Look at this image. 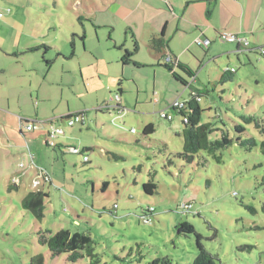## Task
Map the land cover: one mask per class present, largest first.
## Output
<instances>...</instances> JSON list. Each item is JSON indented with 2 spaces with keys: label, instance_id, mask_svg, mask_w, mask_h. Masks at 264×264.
<instances>
[{
  "label": "rangeland",
  "instance_id": "374dc122",
  "mask_svg": "<svg viewBox=\"0 0 264 264\" xmlns=\"http://www.w3.org/2000/svg\"><path fill=\"white\" fill-rule=\"evenodd\" d=\"M111 1L0 0V65L6 66V59L18 60L16 69L8 65L7 72L9 68L22 75L33 68L23 77L33 84L28 112L34 114L39 108L52 115L81 110L86 114L84 123L74 124L81 131L71 142L91 148L84 151L89 162L75 154L71 161L64 160L68 162L64 172L62 162H55L57 186L42 188L48 195L40 220L22 208V200L29 190L41 187L27 189L23 179L19 190L9 191L0 176V264H30L35 257H42L43 264H191L198 252L196 238L178 231L183 222L201 235V243L216 264H264V154L259 145L247 149L236 141L238 135L257 143L263 139L256 123L264 126V56L246 49L235 52L236 42L223 41L224 50L232 47L229 54L201 59L192 69L194 76L180 74L201 94L199 103L205 109L201 122L214 128L210 140L223 133L232 139L217 152L219 161L201 151L188 162L175 155L183 148L184 125L169 105L176 99L186 101L190 90L171 80L173 87L178 85L172 93L163 78L144 77L150 76L152 66L138 69L122 63V57L127 59L122 49L131 53L134 45L125 43L120 17L126 9L152 8L146 0H114L117 17L102 18L105 15L99 11ZM105 20L110 23L97 26ZM136 21L140 28L146 24L143 17ZM114 23L118 25L112 30ZM73 34L76 51L70 43ZM239 37L250 40L251 35ZM115 39L119 43L114 47ZM259 42L255 47L264 46V40ZM12 47L16 55L6 57ZM29 47L38 49L26 52ZM227 66L233 69L231 78L221 80ZM7 76L0 74L4 81L0 93L1 89L22 93ZM153 84L164 90L159 102L153 101ZM118 88L122 89L120 112L95 110L107 104ZM161 112L172 120L161 117ZM247 117L253 120L248 122ZM149 123L155 130L145 136L142 130ZM236 125L244 131L236 133ZM43 148L51 150L47 144ZM42 153L39 150L40 160L46 159ZM150 177L156 190L148 195L142 185ZM187 203L191 208L186 210ZM150 206L154 212L144 222L143 214ZM61 229L90 235L94 257L85 253L76 262H69L65 254L51 257L37 233Z\"/></svg>",
  "mask_w": 264,
  "mask_h": 264
},
{
  "label": "crops",
  "instance_id": "0c3cea01",
  "mask_svg": "<svg viewBox=\"0 0 264 264\" xmlns=\"http://www.w3.org/2000/svg\"><path fill=\"white\" fill-rule=\"evenodd\" d=\"M146 2L148 3L146 6L150 5L152 10L143 9L142 11L138 10L133 12L132 9L125 8L126 11L123 16H119L121 24H123L124 27L120 29L121 32L124 31L126 41L128 40V43L134 45V50L131 53L122 49L127 58L124 60V57H122L123 61H125V63H122L128 67L133 64L134 67L138 69L144 66H152L153 68L149 71L150 76L144 74V77H153L154 81L156 77L163 78L167 84L166 89H168V91L170 89L172 93L177 92L178 85H174L175 87H173L171 80L176 82V84L179 83L172 76L174 71L179 75L185 72L188 73V76H194L192 69L195 63L198 67V63H202L204 58L206 60H211L215 59V57L219 56L221 53L229 54V52L232 51V47L229 46L224 50L222 44L225 42H223V40L221 41L219 33L228 32L236 34L237 36H246L248 33L251 35V37H249L250 40L244 38L247 45L236 42L235 52H241L246 49L257 53V48L261 44L255 47L256 43L258 41L261 43L264 40V0H146ZM115 3L116 2L112 0L110 5H107L103 11H99L101 14L105 15L102 18L117 17L118 12L115 11L117 5ZM156 13L159 15H156ZM218 16H220V18H218ZM221 16L223 18H221ZM139 17H143L146 23L142 28H140L139 23L136 21ZM221 19H226V21L221 22ZM232 22L235 23L233 26H231ZM102 23L97 24V26L108 25L110 21L107 22V20H105ZM113 25L112 30L118 24L114 23ZM153 36L160 37L166 41L167 46L162 49L161 52H154L148 47L149 40ZM84 37V34L81 35V40H83ZM70 39L71 46L75 48L77 36L73 34ZM205 40L209 41L208 45L203 44ZM116 43L118 44L119 40H114V47ZM144 48H147L152 54L150 53L149 55ZM35 49L38 48L29 47L25 49V51L30 52ZM6 51V57L13 58V56L16 55L13 47ZM44 51V53H46L47 48H45ZM74 51H76V48ZM133 56L134 59L132 58ZM168 56H170L171 61L166 60ZM16 62H18V60L9 61L6 59V66L0 65V74L4 72V74H8L7 78L12 77L14 88H20L22 91L20 94H10L7 91L4 93L1 89L2 94L0 93L1 181L7 188L9 185H12L13 188L11 190H19L23 179H26L28 183V185H26L27 189L40 186L41 189L39 191L43 192L44 190H42V188L44 187H49V189L52 190V188L57 186L55 184L56 181L54 183L56 173L54 169L55 162H62V172H64V168L67 167L68 163L64 162V160L67 159L71 161L75 155L69 150V147L77 146L72 143L71 140L81 131V126L77 127L76 130L75 125L71 127L67 126L66 120L62 117L81 110L68 111L67 113L56 111L52 115L42 113L39 108L34 111V114L28 112L26 105L29 106V98L32 97L33 84L32 81L26 82L23 77H25L27 71H33V68L26 69L24 75L20 74V71H10L9 68L7 72L8 65H13L14 70L16 69ZM226 68L229 67L227 66ZM20 78H22L24 82L20 81ZM183 78L187 80L186 77ZM2 81L0 80V84L4 85V81ZM162 82L163 81H161V83ZM189 83L190 87L194 88L192 86L193 82ZM182 86L186 87L184 85ZM118 89L121 90V92L117 91L120 96L118 104L121 106L122 89ZM144 89L145 88H143V90ZM151 89L152 95H155L153 101L159 102L162 99L161 96L164 95V90L156 88L155 84H153ZM188 89L190 90V88ZM146 91L149 92L148 88ZM172 93L170 94L171 97H173ZM37 95H39L38 91ZM171 104L172 103H170V105ZM101 106H97L95 110H101ZM170 109L174 111L172 108ZM24 119L33 120L37 124H42L44 122L43 125L46 126L40 125L36 130L26 131L24 129V124L21 122ZM49 121L55 125H57L55 121H58V123H60L58 124L59 126H67L59 136L58 147H50L51 150L42 149L43 144H46V130ZM83 123L81 124L83 125ZM83 136H80V139L84 138ZM85 142L91 143V140L86 139ZM81 149L87 153L91 148L83 146ZM39 150H43L42 154L45 155L46 159L40 160L38 158ZM76 155L81 159V155ZM19 161L24 163V165L20 164L19 167ZM87 162H89V158ZM39 171H44L49 176V180L44 181L39 178ZM34 181H38V183L34 185ZM30 192H33V190H29L28 193ZM44 193L48 195L47 192Z\"/></svg>",
  "mask_w": 264,
  "mask_h": 264
},
{
  "label": "trees",
  "instance_id": "16d2710c",
  "mask_svg": "<svg viewBox=\"0 0 264 264\" xmlns=\"http://www.w3.org/2000/svg\"><path fill=\"white\" fill-rule=\"evenodd\" d=\"M239 44L243 43L239 42ZM166 46V41L160 37L153 36L148 43V47L154 52H161V50ZM257 53L264 56V46L258 47ZM232 72L233 71H231L230 69L223 70L220 77L221 80L230 79ZM172 76L181 85L190 88L189 98L185 102H183L181 108L179 110L173 109L178 115L181 116V118L184 117L186 119L185 121L182 120V123L184 125V128L182 130L183 148L182 151L177 152L175 155L188 162H192L196 154L200 153L201 151H206L213 158L219 161L221 157L217 154V152L230 145L232 139L229 138L228 135L223 133L220 138L210 140L209 135L214 131V128H212V125L210 123L201 122V114L203 111H205V109H202L199 103L201 94L198 92V90L190 87L188 81L180 76L176 71L172 73ZM118 92H121V90L118 89ZM120 107L121 106L117 103L115 107L111 108L113 111L120 112ZM100 109L109 110L108 103L102 105ZM70 114L73 113H69V115ZM246 120L250 122L253 120V118L247 117ZM256 127L263 135V139L259 143H257L252 137L241 139L239 135L236 137V141L239 145L244 146L247 149H251L256 145H259L261 152L264 154V126L260 125V123H258L257 121ZM154 130L155 129L153 124L149 123L144 126L142 134L147 136L153 133ZM235 131L236 133L240 134L242 131H244V127L241 125H236ZM58 145L59 143L57 141V146L54 148H57ZM112 157L114 159L119 158L115 154H112ZM261 183L264 185V175L261 178ZM105 184L106 183H104V186ZM12 188V185L8 186V190H11ZM142 188L144 193L148 195L153 194L156 190V184L153 177H150L149 180L144 182ZM46 196L47 194L42 191L30 192L23 199L22 208L30 211L34 215L36 220H40L43 217L44 198ZM180 226L182 232H186L189 234L193 233L196 238V247L198 252L191 264H216L214 257L204 248L203 244L201 243V235L194 231L193 226L187 222H183L182 224H180ZM37 234L38 242L48 248L51 257H57L61 254H65L66 259L69 262L78 261L79 259L84 257L85 253L87 254V256L94 257L90 247L92 239L87 233L77 231L70 232L67 229H61L53 234H51V232L48 230H40ZM30 264H43V258H32L30 260Z\"/></svg>",
  "mask_w": 264,
  "mask_h": 264
},
{
  "label": "built area",
  "instance_id": "2783aa9c",
  "mask_svg": "<svg viewBox=\"0 0 264 264\" xmlns=\"http://www.w3.org/2000/svg\"><path fill=\"white\" fill-rule=\"evenodd\" d=\"M2 14L0 13V16ZM219 37L221 40L223 41H227V42H242L244 45H247V42L245 39L240 38L239 36H237L236 34L233 33H228V32H221L219 33ZM204 45H208L209 41L205 40L203 41ZM262 52V50H261ZM167 61H171L170 56L166 57ZM227 70H229V68H226ZM231 71H233V69H230ZM120 100V96L119 94L116 92L114 93L113 97H111L108 101V107H115V105L119 102ZM199 100V98H198ZM185 102V101H184ZM112 103V104H111ZM114 103V104H113ZM183 103H180L178 100L174 101L171 105L170 108L172 109H176L179 110L181 108ZM85 113L82 111H78L75 112L73 114H67L65 117H63L66 120V124L67 126H73L75 123H81L83 122L84 118H85ZM160 116L167 119V120H172V116L169 114H166L165 112H161ZM182 120L185 121L186 119L184 117H182ZM24 124V129L26 131H33L36 130L40 127L39 124L35 123V121L33 120H28V119H24L21 121ZM44 124V122L42 123V125ZM47 130H46V144L52 148L57 146V141L59 139V136L63 133V128L61 126H59L58 124L55 125L52 122H48L47 123ZM132 132H134V129H132ZM69 150L73 153V154H78L81 155V159L83 162H87L88 161V156L87 154L84 153V150L81 149L78 146H70ZM38 177L43 179L44 181H48L49 180V176L44 172V171H39L38 173ZM38 183V181H34L33 184L36 185ZM184 208L190 209L191 208V203H187L184 205ZM152 212H154V208L152 206L148 207L146 210V213L143 214V221L147 222L150 220V218H148L147 216H149Z\"/></svg>",
  "mask_w": 264,
  "mask_h": 264
},
{
  "label": "water",
  "instance_id": "95a60500",
  "mask_svg": "<svg viewBox=\"0 0 264 264\" xmlns=\"http://www.w3.org/2000/svg\"><path fill=\"white\" fill-rule=\"evenodd\" d=\"M125 43H126V40H125ZM181 230V226H180V228H179V230L178 231H180Z\"/></svg>",
  "mask_w": 264,
  "mask_h": 264
},
{
  "label": "clouds",
  "instance_id": "9594fccd",
  "mask_svg": "<svg viewBox=\"0 0 264 264\" xmlns=\"http://www.w3.org/2000/svg\"><path fill=\"white\" fill-rule=\"evenodd\" d=\"M62 118H63V117H62ZM145 213H146V212H145ZM151 214H152V213H151ZM151 214H150V215H151ZM150 215H149V216H150Z\"/></svg>",
  "mask_w": 264,
  "mask_h": 264
}]
</instances>
